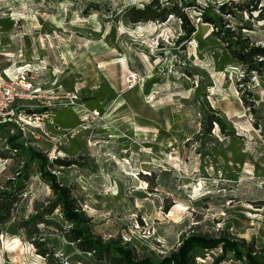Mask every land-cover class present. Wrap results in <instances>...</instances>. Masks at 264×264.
I'll return each instance as SVG.
<instances>
[{"label":"rangeland","instance_id":"374dc122","mask_svg":"<svg viewBox=\"0 0 264 264\" xmlns=\"http://www.w3.org/2000/svg\"><path fill=\"white\" fill-rule=\"evenodd\" d=\"M160 1L188 16L189 41L174 16L126 23L122 12L149 0H0V68L32 70L39 94L28 110L68 111L76 97L69 112L24 132L0 127V195L22 186L0 234V264L93 263L56 227L67 229L59 210L37 225L38 247L19 229L55 201L38 168L70 189L92 235L137 260L163 264L182 236L227 232L264 264V75L244 73L202 19L264 48V20L249 7L264 0ZM205 115L221 125L208 135Z\"/></svg>","mask_w":264,"mask_h":264},{"label":"trees","instance_id":"16d2710c","mask_svg":"<svg viewBox=\"0 0 264 264\" xmlns=\"http://www.w3.org/2000/svg\"><path fill=\"white\" fill-rule=\"evenodd\" d=\"M196 4L182 2L181 6L193 7V10H197ZM255 5V6H254ZM251 4L249 7L254 12L258 13L259 19L264 20V8L257 9L256 4ZM246 12L249 8L239 7ZM220 11L224 13L230 12L227 6L220 7ZM232 14V12H230ZM122 17L128 24H148V23H165L170 16H174L180 19V29L185 34L186 39L189 41L195 33L193 24L189 21L188 16L182 11V8L178 4L171 5L167 2L160 0H149V3L142 5L138 8L131 6L122 12ZM202 19L206 23H211L215 29L214 35L226 45L228 54L235 60L239 66L244 69L246 74H258L264 75V48L250 46L248 41L242 39L241 36L235 35L234 31L230 28H226L221 20L210 19L207 14H202ZM30 113L31 111H27ZM41 111H37L40 113ZM204 130L205 134H210L213 123L220 125V122L215 118L205 115L204 118ZM221 126V125H220ZM11 154L13 149H9ZM21 151L25 153V150L21 148ZM21 153V152H16ZM1 157H5V154H0ZM54 165L57 167H69L73 162H66L55 160ZM50 166L51 164H47ZM45 168V167H44ZM37 174L39 177L48 184L51 189L55 201L44 211V213L36 214L29 222H24L20 225L19 229L23 231V235L27 236L32 245L38 247L35 238L38 237V224L51 225L48 220L51 217L53 211L59 210L60 222L64 224L67 229H64L61 225L56 226L63 232L64 238L69 244L75 247L77 252L84 256L92 258V264H151L152 262L146 260H137L134 253L129 250H121L119 246H113L109 244H102L94 235L91 234L90 223L86 218V214L76 204L75 198L71 196L70 189L67 186L61 184L56 185L54 176L46 168L41 170L38 168ZM144 174V173H141ZM145 179H149L152 176L144 174ZM21 185L28 182L26 174L22 175ZM22 189V186L14 187L10 193L0 195V234L4 227L11 221V210L16 203L18 192ZM15 193V195H14ZM170 205H166L164 212L168 211ZM222 245L224 254L232 253L235 258L244 257L247 264H261L257 259V251L254 250L253 244H245L242 241H238L236 238L228 234L227 232H219L217 235L208 234H196L194 232L188 233L182 236L178 249L169 255L168 260L163 264H194L196 257H201L204 254V250L213 249L218 245ZM40 255H47L46 252H40ZM220 260V259H219ZM218 261V260H217ZM257 261V262H255Z\"/></svg>","mask_w":264,"mask_h":264},{"label":"built area","instance_id":"2783aa9c","mask_svg":"<svg viewBox=\"0 0 264 264\" xmlns=\"http://www.w3.org/2000/svg\"><path fill=\"white\" fill-rule=\"evenodd\" d=\"M32 70L28 66L17 67L16 70L0 68V127L9 129L16 127L24 132L25 125L42 121L51 115H57L62 110H46L45 114L28 113L29 105L37 99L39 91L34 89L31 78ZM76 97L73 95L71 106H75ZM51 107V104H47ZM72 107H69L71 110ZM41 117V118H40ZM130 239L122 236L123 243ZM222 245L204 250L201 257H196L194 264H247L244 257L235 258L232 253L224 254ZM220 259V260H219ZM218 260V261H217Z\"/></svg>","mask_w":264,"mask_h":264},{"label":"bare ground","instance_id":"6f19581e","mask_svg":"<svg viewBox=\"0 0 264 264\" xmlns=\"http://www.w3.org/2000/svg\"><path fill=\"white\" fill-rule=\"evenodd\" d=\"M70 111V110H69ZM69 111H64V112H59L56 116H63V114H65L66 112H69ZM175 209H177V208H175ZM174 209V210H175Z\"/></svg>","mask_w":264,"mask_h":264},{"label":"water","instance_id":"95a60500","mask_svg":"<svg viewBox=\"0 0 264 264\" xmlns=\"http://www.w3.org/2000/svg\"><path fill=\"white\" fill-rule=\"evenodd\" d=\"M181 39H183V37Z\"/></svg>","mask_w":264,"mask_h":264}]
</instances>
